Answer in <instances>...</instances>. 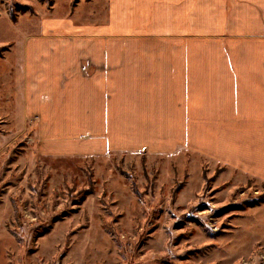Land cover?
Here are the masks:
<instances>
[{
	"label": "rangeland",
	"instance_id": "374dc122",
	"mask_svg": "<svg viewBox=\"0 0 264 264\" xmlns=\"http://www.w3.org/2000/svg\"><path fill=\"white\" fill-rule=\"evenodd\" d=\"M107 5L0 0V264H264V183L241 168L162 139L134 147L106 118L102 133H64L24 115L25 34L103 21Z\"/></svg>",
	"mask_w": 264,
	"mask_h": 264
},
{
	"label": "crops",
	"instance_id": "0c3cea01",
	"mask_svg": "<svg viewBox=\"0 0 264 264\" xmlns=\"http://www.w3.org/2000/svg\"><path fill=\"white\" fill-rule=\"evenodd\" d=\"M32 31L14 67L25 116L64 133L106 118L134 147L162 139L264 183V0H108L103 21Z\"/></svg>",
	"mask_w": 264,
	"mask_h": 264
}]
</instances>
